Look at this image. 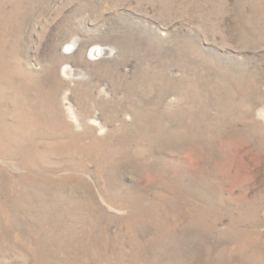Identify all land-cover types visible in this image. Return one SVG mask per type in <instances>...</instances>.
<instances>
[{
  "label": "rangeland",
  "instance_id": "obj_1",
  "mask_svg": "<svg viewBox=\"0 0 264 264\" xmlns=\"http://www.w3.org/2000/svg\"><path fill=\"white\" fill-rule=\"evenodd\" d=\"M0 264H264V0H0Z\"/></svg>",
  "mask_w": 264,
  "mask_h": 264
}]
</instances>
